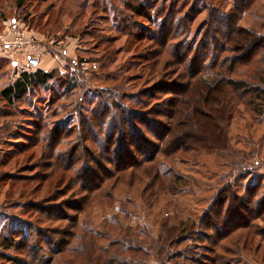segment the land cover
I'll return each mask as SVG.
<instances>
[{
    "label": "rangeland",
    "instance_id": "374dc122",
    "mask_svg": "<svg viewBox=\"0 0 264 264\" xmlns=\"http://www.w3.org/2000/svg\"><path fill=\"white\" fill-rule=\"evenodd\" d=\"M125 1L33 0L20 11L14 8L15 2L2 7L10 10L9 19L20 15L25 24L22 30L37 47L32 55L51 62L49 71L56 68L69 81L75 75L81 77L70 81L77 85L70 94V83L61 79L35 89L14 107L5 106L0 99V242L12 235L10 239L25 244L18 251L0 247V255L7 256L0 258V264H51L52 259L56 264H95L89 260L91 253L102 264L107 258L112 264H264V97L250 91L264 89V51L252 65L234 67L235 80L244 83L248 94L243 100L237 95L228 99L229 120L223 123L229 144L226 150L193 141L187 150L177 151L182 143L177 142L174 149L168 148L151 163L127 171L123 182L117 183L116 177L108 181L102 193L112 196L108 200L92 203L80 188L83 181L91 184L104 179L108 173L101 168L115 174L101 156L114 158L103 147L97 152L99 148L92 142L95 132L93 136L82 133V137L73 133L58 147L39 142L35 127L43 116L51 124L69 118L65 128L75 131L81 119L86 124L93 122V114L109 100L138 112L145 101V111L152 112L162 99L147 94L151 86L181 83L184 66L175 60L174 52L155 57L161 49L151 41L170 2L145 0L153 16L149 22L124 7ZM232 1L203 0L200 10L229 11ZM192 3H179L178 7L186 6L184 12H189ZM200 12L196 7L191 13L196 17L193 34L207 19L206 12ZM238 23L264 36V0L244 7ZM106 47L114 52L110 62ZM227 50L222 56L230 59L234 54L228 46ZM154 63L151 69L155 73L148 78ZM102 66L124 79L121 90L108 93L114 84L99 80ZM226 66L233 67L230 61ZM15 74L11 64H1V86L11 85ZM52 127L43 133L44 138ZM108 136L99 134L96 139L105 141ZM78 146L76 154L81 150L83 154H75L68 163L69 152H76ZM133 157L138 162L143 159ZM129 160L131 156L123 159ZM86 171L89 178L87 173L83 175ZM131 174L139 179L131 180ZM74 204L85 206V215L70 210L68 205ZM50 208L55 220L60 212L72 219H50L44 213ZM49 246L56 250L65 247L66 252L56 256ZM105 249L107 254L102 252ZM162 249L172 262H166V257L159 262Z\"/></svg>",
    "mask_w": 264,
    "mask_h": 264
},
{
    "label": "trees",
    "instance_id": "16d2710c",
    "mask_svg": "<svg viewBox=\"0 0 264 264\" xmlns=\"http://www.w3.org/2000/svg\"><path fill=\"white\" fill-rule=\"evenodd\" d=\"M31 1L33 0H0V6L5 3L12 4V2H15L14 8L20 11L25 3ZM38 1L44 2L46 0ZM167 1L170 3L169 7L166 8V12L164 11L161 16L163 23L161 27L160 25L155 27L156 36L151 39L152 43L159 46L161 49L155 57L159 59L160 56L163 57L167 52H174L173 56L175 60L178 61L181 67L184 66L186 71L185 76L181 77V83L173 85L171 83L164 84L159 82L151 86L147 94L151 97L152 95H157L159 99H162L160 106H158L156 110H151L152 112L145 111V101L141 103L142 111L138 112L129 108H123L119 104L115 105L114 101L109 100L107 101L108 103H102L96 111V114H93V119L91 118V120L95 124L93 122H87L86 124V120L81 119V121L78 120L79 126L77 129L75 131H69L65 128V124L68 122L69 118H64L63 121L51 124L48 121V116H43L37 122L38 126L35 127L37 133H39L38 136H40L38 140L40 143L42 142L45 144V147H58L63 143L64 139L70 138L73 133L82 137V133H92L91 136H93V132H95L96 136H94V141L92 142L94 145L98 146L99 151L97 152H100L101 147H103V150L106 149V153L114 158L112 161L110 159L106 160L101 156L107 165L114 168L115 174H113V170L112 172H106V170L101 168L102 172L108 173L104 179L97 180V182L94 181L91 184L85 183L84 181L82 182V186L80 187L82 190L81 192L85 195L86 199H92V203H99L101 200L105 201L112 197L102 193L106 190L105 187L108 181L113 179V177H116L115 181H117V183L123 182V180L126 179L125 177H127V171L139 168L146 163H151L159 154H166L168 148V151L171 150V148L174 149L177 142H182L177 146V151L187 150L189 147L188 145L193 141L203 145L206 144L204 147L207 148L212 147L213 149L226 150L229 144L223 123L229 120L231 106L228 104V99L233 100L237 95L239 100H243L246 99L245 96L248 94L246 93L247 90L244 83L235 80L234 75L236 72L234 71V67H236V65H252L256 56L264 51V36L258 35L255 31L240 27L238 23L239 13H242L243 8L248 7L254 0H233L229 11L212 9L210 7L200 10V3H202L201 1L203 0ZM192 1L193 3L189 12H184L186 6L183 9L178 7L179 3L183 5L186 2L189 3ZM134 2L135 3L131 4L130 0H126L123 2V6L131 9L134 14L152 22L153 16L149 12L145 0H134ZM239 3H241L243 8ZM196 7L201 11L200 13L203 11L206 12L207 19L201 25L200 30H197L195 34H193L191 25L193 21L196 20V17L191 13ZM113 8L114 6H112V10ZM1 9L2 7H0V10ZM117 11L118 10H115V12ZM14 18L22 19L20 15L14 16ZM127 33L128 35L130 34L129 32ZM179 39H181L180 42H178ZM227 46L229 47V51L234 54L230 59L223 58L222 56L224 52L228 51ZM110 48L111 47H106L108 50L109 62L114 57V52L109 51ZM192 53H194V56L191 57ZM189 57H191V61L187 67L186 62ZM159 61L156 63H159ZM229 61L233 67L226 66ZM82 62L86 61L82 60ZM166 62L169 63L168 61ZM1 64L7 63L0 60V65ZM154 65L156 64H151L149 68L150 73L147 75L148 78L155 73V69H151ZM196 65L197 68H195ZM101 69L104 73L100 76L99 80L104 79L114 84V89L110 90L108 93L116 92L117 90H121V87H124V79L119 78L114 72L110 73L107 66H102ZM80 75H75L70 78L72 79L70 81H74V79L78 77L80 78ZM61 79L70 83L68 78L63 77L62 73L56 68L50 71H45L40 68L35 71L24 70L19 73L18 77L11 85L2 87L0 81V99L5 103V106L14 107L25 97L32 95V91L35 89L47 88L52 83L58 82ZM75 83L76 82L73 84L70 83V85L68 84V94L76 90L77 85ZM250 91L252 93L257 92L259 97H264V89L261 90L258 87H253ZM109 95L115 96L116 94ZM82 100L83 98H80L79 101L83 103ZM94 112L95 111L92 113ZM10 115L12 117L15 116L12 113ZM219 122H221V125ZM106 126L107 131L105 129ZM3 127H6V125ZM50 127L52 128L50 129L49 136L44 138L43 133ZM3 131L7 134L9 133L7 128H4ZM109 132L113 134V136L110 135ZM99 134H109V136L105 141H99L96 139ZM8 143L12 142L9 141ZM78 150L79 146L76 147V152H69L71 158H69L68 163L73 161L72 157L75 156ZM82 154L83 151L81 150L76 155L81 157ZM133 155H141L143 159L138 162ZM127 156H131L129 163L123 161ZM79 159L81 160V158ZM73 163L75 164L76 162ZM68 169H70V166ZM88 171L83 172V175L87 173L88 176H86V178L91 176ZM129 177H131L133 181L139 179L138 176L134 174H131ZM68 206L70 210L78 211L80 216L86 213L85 206L82 207L80 204ZM37 208L39 209V207ZM44 213L48 215L50 219H54L53 208L45 210ZM69 217L70 216L65 212H60L58 219L54 220L68 221L72 219ZM78 219L79 218H75V221L77 222L80 220ZM75 227L78 228V225L76 224ZM83 229L84 231L87 230L85 228ZM9 237L11 238L12 235ZM10 238L5 237L1 240L0 247H2V249L6 251H18L25 246L22 241L15 242ZM79 240L80 238L78 241ZM69 244L70 243H67L65 245L66 250ZM48 249H51L52 252L55 251L54 253L56 256L66 252L65 247L56 250L53 249L52 246H49ZM102 252L104 254L108 253L106 249ZM165 253L164 249H162L161 254L164 255ZM161 254L157 255L159 262H162L165 257V260L168 259L166 262L173 261L169 255H164L160 259ZM2 257L7 259V256L4 254L0 255V258ZM89 260L95 261V264H102L101 258L92 253L90 254ZM11 261L16 262L14 259ZM46 263H48V260ZM50 263L56 264L53 259ZM103 264L112 263L110 259L107 258Z\"/></svg>",
    "mask_w": 264,
    "mask_h": 264
},
{
    "label": "crops",
    "instance_id": "0c3cea01",
    "mask_svg": "<svg viewBox=\"0 0 264 264\" xmlns=\"http://www.w3.org/2000/svg\"><path fill=\"white\" fill-rule=\"evenodd\" d=\"M0 7H3V5H1ZM7 10L8 8L5 10L2 8L0 10V34L5 33V32L7 33L12 28L18 27L22 29V26H25L22 19H15L14 17L9 19L8 12L10 13V10L6 12ZM25 34L27 33L25 32ZM36 48L37 47L35 45H31V44L27 45L22 49L21 52H18L16 56L10 58L6 55V53H4L0 45V60L5 61L7 64H11L14 73H16L15 78H17L21 71L26 70V68L24 69L25 64L23 65L24 58L26 59L27 56L32 55V53H35ZM50 65H51V62H49L48 60L42 61L40 69L49 71L48 69Z\"/></svg>",
    "mask_w": 264,
    "mask_h": 264
},
{
    "label": "built area",
    "instance_id": "2783aa9c",
    "mask_svg": "<svg viewBox=\"0 0 264 264\" xmlns=\"http://www.w3.org/2000/svg\"><path fill=\"white\" fill-rule=\"evenodd\" d=\"M33 39L29 38L24 29L19 30L18 28H12L9 32L0 34V45L1 49L10 58L16 56L18 52L27 45L33 44ZM26 70L35 71L40 68V59L36 56L29 55L25 59Z\"/></svg>",
    "mask_w": 264,
    "mask_h": 264
}]
</instances>
